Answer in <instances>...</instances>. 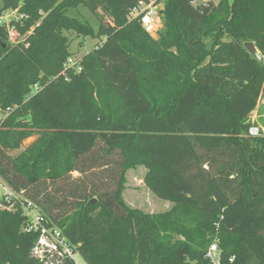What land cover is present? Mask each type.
Segmentation results:
<instances>
[{
  "label": "trees",
  "instance_id": "trees-1",
  "mask_svg": "<svg viewBox=\"0 0 264 264\" xmlns=\"http://www.w3.org/2000/svg\"><path fill=\"white\" fill-rule=\"evenodd\" d=\"M141 1L1 0L0 14L28 19L0 26V106L12 109L0 176L88 264H210L215 237L222 264H264V134L248 132L264 93V0H162L157 40L128 19ZM81 5L97 28L70 13ZM67 31L100 40L80 72L64 66ZM141 164L167 212L124 201L125 172ZM24 223L19 207L0 210V264H41Z\"/></svg>",
  "mask_w": 264,
  "mask_h": 264
},
{
  "label": "built area",
  "instance_id": "built-area-1",
  "mask_svg": "<svg viewBox=\"0 0 264 264\" xmlns=\"http://www.w3.org/2000/svg\"><path fill=\"white\" fill-rule=\"evenodd\" d=\"M160 3H162V0L141 1L130 12L129 21L140 18L141 24L148 34L156 33L162 27L163 22L159 11ZM12 12L18 13V10H12ZM23 17L22 14V17L17 16L11 19L6 17L5 19V16L2 15L0 16V26L6 25L10 28V23L13 20L18 21ZM64 66L80 72L82 71L81 58L70 56ZM34 88L35 92H38L41 87L36 84ZM11 110V107L3 108L0 106V122L7 117ZM248 132L251 136L264 134V131L254 124L250 126ZM0 200L5 209H12L17 206L22 210L25 216L23 231L38 235L31 250V255L41 264H88L81 255L78 246L72 243L61 229L49 223L41 208L23 194L17 193L1 176ZM221 256L220 240L215 237L209 245L205 257L210 264H222ZM230 261L232 262L233 259L231 258Z\"/></svg>",
  "mask_w": 264,
  "mask_h": 264
},
{
  "label": "rangeland",
  "instance_id": "rangeland-1",
  "mask_svg": "<svg viewBox=\"0 0 264 264\" xmlns=\"http://www.w3.org/2000/svg\"><path fill=\"white\" fill-rule=\"evenodd\" d=\"M215 3H218L219 0H212ZM232 1V0H230ZM1 7V0H0ZM164 8V1L159 5V11ZM44 15V12L41 11ZM70 13L74 16H77L81 20L90 23L93 27L97 28L98 22L97 17L93 15L87 8L84 6H79L77 8L70 9ZM5 16L10 18L14 17H22V14L19 12H12V10L4 11L0 14V16ZM162 16V13H161ZM22 19V18H21ZM20 19V20H21ZM28 19V15H24L23 20ZM8 21V20H7ZM163 21V18H162ZM21 20V25H22ZM39 22V21H38ZM39 24V23H38ZM34 27L31 28L30 31H26L22 33V30L17 35L16 32L11 29L8 31V41L13 46H16L22 42H24L29 34L32 33ZM164 28L163 22L162 27L158 29V31L154 34H149L151 38L157 40L160 38V34L162 33ZM66 34L70 40V51L72 52L71 56H77L81 58L84 54L94 49L100 40L91 38L89 36L78 35L75 32L67 31ZM246 43V42H245ZM28 47V44H26ZM262 57V56H261ZM263 58V57H262ZM35 86V85H34ZM32 88V94H35V88ZM248 122L256 126H259L264 131V93L261 95L255 109L251 112L248 117ZM36 138V136L27 139L23 146L20 149L14 150L10 152L12 157L18 156L20 153L24 151V149L30 145V143ZM149 172V169L146 165H137L130 167L125 172V183L122 191V197L128 206L132 208H136L142 210L145 213L154 214V213H164L171 209L172 203L166 200L159 198L147 185L146 177ZM78 172H74V176H78ZM5 209L0 200V210Z\"/></svg>",
  "mask_w": 264,
  "mask_h": 264
},
{
  "label": "water",
  "instance_id": "water-1",
  "mask_svg": "<svg viewBox=\"0 0 264 264\" xmlns=\"http://www.w3.org/2000/svg\"><path fill=\"white\" fill-rule=\"evenodd\" d=\"M245 48L259 61L262 60L261 54L257 47L255 46V43L252 41H248L244 44ZM91 202H95V199H93Z\"/></svg>",
  "mask_w": 264,
  "mask_h": 264
}]
</instances>
